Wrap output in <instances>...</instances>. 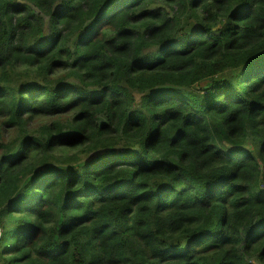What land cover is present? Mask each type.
I'll return each instance as SVG.
<instances>
[{
  "label": "trees",
  "instance_id": "obj_1",
  "mask_svg": "<svg viewBox=\"0 0 264 264\" xmlns=\"http://www.w3.org/2000/svg\"><path fill=\"white\" fill-rule=\"evenodd\" d=\"M0 225V264H264V0H0Z\"/></svg>",
  "mask_w": 264,
  "mask_h": 264
},
{
  "label": "rangeland",
  "instance_id": "obj_2",
  "mask_svg": "<svg viewBox=\"0 0 264 264\" xmlns=\"http://www.w3.org/2000/svg\"><path fill=\"white\" fill-rule=\"evenodd\" d=\"M37 125V124H36ZM90 159V156H87V154L83 157V159H82V163H84V162H86V161H88ZM82 163H79V164H82ZM0 260H1V257H0ZM1 262V261H0Z\"/></svg>",
  "mask_w": 264,
  "mask_h": 264
},
{
  "label": "built area",
  "instance_id": "obj_3",
  "mask_svg": "<svg viewBox=\"0 0 264 264\" xmlns=\"http://www.w3.org/2000/svg\"><path fill=\"white\" fill-rule=\"evenodd\" d=\"M2 232H3V228L0 225V239H1V236H2Z\"/></svg>",
  "mask_w": 264,
  "mask_h": 264
}]
</instances>
